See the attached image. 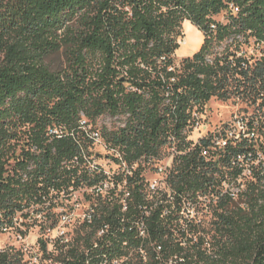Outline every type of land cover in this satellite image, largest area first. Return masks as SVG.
<instances>
[{
    "label": "trees",
    "instance_id": "1",
    "mask_svg": "<svg viewBox=\"0 0 264 264\" xmlns=\"http://www.w3.org/2000/svg\"><path fill=\"white\" fill-rule=\"evenodd\" d=\"M185 22L203 41L177 62ZM57 53L64 66L52 70L45 59ZM0 55V224L90 191L70 241L52 253L38 241L49 264H264L263 170L236 201L223 186L242 176L237 157L255 145L212 151L210 139H188L212 99L264 117V0H0ZM104 116L120 125L97 131ZM96 131L123 168L115 181L90 166ZM165 148L173 157L160 194L144 173ZM202 198L214 204L209 228L162 215ZM0 264L25 263L11 247Z\"/></svg>",
    "mask_w": 264,
    "mask_h": 264
},
{
    "label": "rangeland",
    "instance_id": "2",
    "mask_svg": "<svg viewBox=\"0 0 264 264\" xmlns=\"http://www.w3.org/2000/svg\"><path fill=\"white\" fill-rule=\"evenodd\" d=\"M216 20L224 22L223 16L217 17ZM187 24L189 23H183V37L178 40L179 51L177 50L175 53V60L177 62L182 58L192 56V54L199 49L203 41L202 34L192 25ZM192 30H195V32ZM193 33L194 35H192ZM185 41L194 43L195 45L198 41L199 43L197 47L195 46V50L188 52L186 47H181V44ZM64 61V57L60 53L50 55L45 59V63L52 70L64 66ZM252 111L253 109L251 107H248L247 104L240 100L221 102L212 99L204 107V112L200 117V123L203 127H206L208 133L216 132L225 125H230L231 131L238 132L240 128L237 124L238 120L249 116ZM120 120L121 118L104 116L97 121L94 129L100 131L103 127L108 129L115 128L120 125ZM201 135V131L193 129L189 133L188 139L196 143L200 140ZM90 152L91 156L89 162L91 168L97 167L101 169L110 180L115 181L116 176L123 171V168L121 169L110 158V156H114V152L106 150L102 143H95ZM115 157H117V155H115ZM172 157L173 150L165 148L162 151L161 160L146 169L144 176L150 190L160 192V194L166 192L165 179L171 167ZM239 182L243 185L245 180ZM239 182H236V185H233V182H231V185H226L225 188H228L231 192H237L238 189L244 188V186L237 187ZM109 187L112 188V185H109ZM153 187H155V189H153ZM89 192L90 191L86 189H79L73 191L71 194L60 195L54 199L51 204L36 208V210L39 211L31 212L27 218L22 217L20 214L17 221L18 225L15 229L7 235H0V250L11 247L19 250L23 255V262L25 264H49L41 252L38 241H46L48 243L47 250L51 253L54 252V242L59 238L63 239L64 243L70 241L76 235L85 217L88 215L86 195ZM158 197L160 198V195ZM170 197L171 195L168 194L167 199ZM183 202L182 209L184 219L187 218V216H195L197 222L200 221L204 227L207 226V228H209L212 221L211 208L214 204H211L212 206L209 205L205 199L195 204L185 201V199ZM62 218L65 219L62 220ZM54 222H56V227L50 230L49 228ZM182 223L185 224V222ZM120 263L121 262H119V264Z\"/></svg>",
    "mask_w": 264,
    "mask_h": 264
},
{
    "label": "built area",
    "instance_id": "3",
    "mask_svg": "<svg viewBox=\"0 0 264 264\" xmlns=\"http://www.w3.org/2000/svg\"><path fill=\"white\" fill-rule=\"evenodd\" d=\"M237 124L240 126L238 132L231 131L230 125H225L216 132L208 133L206 131V127H203V125L200 123V120L195 124L194 128L195 130L198 129V131L202 132V135L200 136L201 139H210V150H216V149H223L229 141L235 142L240 141L241 139H247L249 142L253 143L255 145V150L253 152H249L246 155H241L237 157V161L240 163H244L243 173L242 176H240L236 182L242 181V180H250L252 177V173L255 171H259L260 169L264 172V117L255 118L252 113L245 117L244 119L238 120ZM81 125H84V122L81 123ZM263 125V126H261ZM50 134L56 135L57 137H60L61 132L58 129H54L50 132ZM91 138L95 141V143H101L99 132H92ZM173 150V149H172ZM202 155L204 157L209 155V150H205L202 152ZM260 164H263V167L260 168ZM108 180H110L108 178ZM234 182L233 185H236ZM109 185L113 184L112 182H105L104 183V189L109 188ZM227 184H224V190L227 191L230 195V197L236 201L238 199V194L243 189H238L237 192H231L228 188H225ZM228 185H231L228 184ZM240 182L237 185V187H243ZM155 189V187H153ZM153 191V190H152ZM224 191V192H225ZM205 198L200 199L204 200ZM184 199H182L180 203V212L172 214L168 211V209H164L163 216H172L173 218H178V221L180 224L185 226L186 224L192 223V224H200L201 222L196 220L195 216H187V218L184 219L183 216V209L182 206L184 204ZM185 201H188L192 204H195L193 201L185 199ZM199 201V202H200ZM207 201V200H205ZM198 202V203H199ZM209 203V201H207ZM167 204L171 207L170 210L176 211V204L174 202L173 197L171 196L169 199H167ZM210 204V203H209ZM20 217V213L16 214L12 219V224L10 225H3L0 224V235H7L9 234L15 227L18 225L17 221ZM65 218H62V220ZM87 219V216L85 217ZM182 222H185L183 224ZM141 235H143V231L141 232ZM6 249H1L0 252L4 251ZM113 264H119L118 261H115Z\"/></svg>",
    "mask_w": 264,
    "mask_h": 264
},
{
    "label": "bare ground",
    "instance_id": "4",
    "mask_svg": "<svg viewBox=\"0 0 264 264\" xmlns=\"http://www.w3.org/2000/svg\"><path fill=\"white\" fill-rule=\"evenodd\" d=\"M187 25H189V24H187ZM191 29H193V28H191ZM193 31V30H192ZM193 32H195V30L193 31ZM199 32V31H198ZM198 34V33H197ZM190 35V34H189ZM192 35H194V33L192 34ZM193 37V36H192ZM197 38V37H196ZM197 41V40H196ZM196 43V42H195ZM198 43H199V41H198ZM197 43V44H198ZM201 43V42H200ZM195 45L194 43H188V42H184V43H182L181 44V47H186V50L189 52V51H192V50H195L196 49V47L198 46V45ZM196 46V47H195ZM179 51V50H178ZM182 52V51H181Z\"/></svg>",
    "mask_w": 264,
    "mask_h": 264
},
{
    "label": "crops",
    "instance_id": "5",
    "mask_svg": "<svg viewBox=\"0 0 264 264\" xmlns=\"http://www.w3.org/2000/svg\"><path fill=\"white\" fill-rule=\"evenodd\" d=\"M195 28V27H194ZM196 29V28H195ZM197 30V29H196Z\"/></svg>",
    "mask_w": 264,
    "mask_h": 264
}]
</instances>
